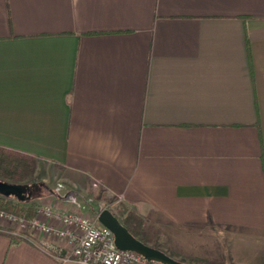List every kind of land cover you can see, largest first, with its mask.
<instances>
[{
	"label": "crops",
	"instance_id": "crops-1",
	"mask_svg": "<svg viewBox=\"0 0 264 264\" xmlns=\"http://www.w3.org/2000/svg\"><path fill=\"white\" fill-rule=\"evenodd\" d=\"M0 147L184 264H264V0H0ZM59 248L0 223V264Z\"/></svg>",
	"mask_w": 264,
	"mask_h": 264
},
{
	"label": "built area",
	"instance_id": "built-area-1",
	"mask_svg": "<svg viewBox=\"0 0 264 264\" xmlns=\"http://www.w3.org/2000/svg\"><path fill=\"white\" fill-rule=\"evenodd\" d=\"M37 211L43 220L13 216L3 210H0V220L17 224L20 230H13L14 235H25L20 232L30 230L64 240L68 247L52 253L59 264H162L134 251L118 249L113 233L101 225L97 217L90 218L52 203L39 207Z\"/></svg>",
	"mask_w": 264,
	"mask_h": 264
},
{
	"label": "rangeland",
	"instance_id": "rangeland-1",
	"mask_svg": "<svg viewBox=\"0 0 264 264\" xmlns=\"http://www.w3.org/2000/svg\"><path fill=\"white\" fill-rule=\"evenodd\" d=\"M37 160V159H36ZM37 162V161H36ZM37 164V163H36ZM36 168V165H35ZM36 171V170H35ZM35 171L32 174H28L25 176L24 179H22V181L17 182L16 184H23V185H28V191L31 192V199H26L24 206H28L30 203H36L35 206V213L32 214V216H19L16 215L14 213L11 212H6L7 214H11L13 216H18V217H22V218H26V219H40L43 220V216L37 211L39 207L44 206L45 204H49L52 203L53 205L57 206L58 208H62L65 210H72V211H77V212H81L82 214L90 217V218H95L97 217V214L99 213V211L103 208H108L106 205L110 206L108 209L120 220L124 221L135 233H137L139 235V237H141V233L139 232L142 229V226L140 228V230L138 228L134 229L131 226V222L132 219L128 220L126 218V214L129 212V210H131L129 207H125L120 205H113L109 199H104L103 202H99L96 199L93 198H85V197H81L80 195L72 192V191H67L64 187L62 188H57V185H54L55 181L48 183V182H44L42 180V172H40L39 170ZM52 181V180H51ZM37 182H42L44 186H39V190L36 192L33 188L32 185L33 183H37ZM57 186V187H56ZM45 188V189H44ZM55 190L56 192H58L57 194H59L62 199L64 198V200L67 202L66 205H62V204H58L55 203L52 199L53 197L49 195V191ZM54 192V191H53ZM62 192V193H61ZM54 195V194H53ZM34 199V200H33ZM62 200V202L64 201ZM64 201V202H65ZM118 206V207H117ZM135 211V210H134ZM136 212V211H135ZM127 220V221H126ZM0 223L3 224L8 230H14V231H18L19 232V228L17 226L16 223L9 221V220H0ZM144 224V223H142ZM24 230V229H23ZM27 232H20V233H25V235H29V234H40L41 236H44L45 238L51 240L53 243L57 244L58 247L61 246L62 247H68V244H66V242L60 238L54 237V236H49V235H44L41 233H37L34 231H30V230H24ZM16 236H20L21 235H16ZM145 237L147 238H151L153 240L154 236L153 234L150 235L148 232L145 234ZM155 245H159L160 247H164L165 253H167L168 255H172V252L170 251V244L167 243H159L156 242ZM154 247V246H153ZM162 250V249H161Z\"/></svg>",
	"mask_w": 264,
	"mask_h": 264
},
{
	"label": "trees",
	"instance_id": "trees-1",
	"mask_svg": "<svg viewBox=\"0 0 264 264\" xmlns=\"http://www.w3.org/2000/svg\"><path fill=\"white\" fill-rule=\"evenodd\" d=\"M35 165L36 157L0 147L1 181L16 184L17 182L22 181L26 175L32 174L35 171ZM38 185L44 186L42 182L33 183L30 186H33L34 190L37 192L39 190ZM24 196L25 197L23 199H18L14 195L4 196L0 194V210L11 212L19 216H32V214L35 213L36 203L34 202L30 203L28 206H24V203L26 202L25 200L31 199V195L28 196L26 192L24 193ZM126 218L128 220L132 219V221L130 220L131 226L134 229L138 228L140 230L141 226L143 225V219L133 209L129 210V212L126 214ZM119 221L134 237L141 240L139 235L135 233L124 221L120 219ZM12 240L17 241L19 238L12 237Z\"/></svg>",
	"mask_w": 264,
	"mask_h": 264
},
{
	"label": "water",
	"instance_id": "water-1",
	"mask_svg": "<svg viewBox=\"0 0 264 264\" xmlns=\"http://www.w3.org/2000/svg\"><path fill=\"white\" fill-rule=\"evenodd\" d=\"M31 195L28 187L23 184H12L0 180V194L4 196L14 195L18 199H23L24 193ZM98 222L108 228L114 236V243L118 249L131 250L141 254L143 257L158 261L162 264H184L172 258L163 250L146 244L145 242L134 237L119 219L108 209L103 208L97 214Z\"/></svg>",
	"mask_w": 264,
	"mask_h": 264
}]
</instances>
